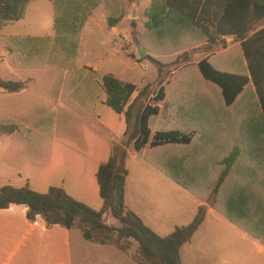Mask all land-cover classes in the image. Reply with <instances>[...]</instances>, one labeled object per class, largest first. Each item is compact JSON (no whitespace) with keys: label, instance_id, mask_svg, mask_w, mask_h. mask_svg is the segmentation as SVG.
Masks as SVG:
<instances>
[{"label":"rangeland","instance_id":"rangeland-1","mask_svg":"<svg viewBox=\"0 0 264 264\" xmlns=\"http://www.w3.org/2000/svg\"><path fill=\"white\" fill-rule=\"evenodd\" d=\"M149 8L150 6L146 8L144 14L138 13V19L118 27L121 38L114 36L105 24H102L101 28L90 21L87 22L83 30L85 41L80 49V55L83 54V57L79 60L75 57L73 66V68L83 66L86 69L73 73L70 80L81 88H88L91 92L90 97L93 94L99 95L98 84L102 76L108 74L123 82L136 85L139 91L147 86L151 94L156 93L160 85L158 82L161 81L169 97L165 103H162L159 121L155 119L152 129L180 128L194 135L189 147H164L159 150L148 147L146 151L149 161L155 158L162 160L165 171L178 180L177 184L180 188L172 183L175 182L174 180L170 178L172 180L170 181L168 176L146 162L143 155L139 154L141 158L137 160H127L126 167L131 173L130 185L138 194V198L134 201L136 208L150 214L152 221L161 229H156L158 235L165 237L173 227L186 226L193 220L195 216V213L191 212L193 205L186 199L188 195L186 192H191L186 188L196 187L195 199L203 200L207 188L218 173L219 161L233 146L241 149L242 156L222 192L221 207L254 221L260 214H264V124L256 117L254 110L245 111L241 105L227 109L216 102L206 103L204 96L208 83L203 80L195 65L203 54L201 47L194 45L183 48L177 53L166 50H158L155 53L148 42L143 45L139 42V35L146 32L145 24L149 21ZM52 10L53 6L49 1L34 0L28 7L27 20L31 22L47 20ZM18 27L20 28V25ZM137 46L145 49L147 54L156 56L164 64L173 62L182 54H187V60L181 59L179 65L165 68L163 76L159 79L156 67L147 59H139ZM75 48L77 49V45ZM227 57L241 66L235 54H227ZM221 58L216 57L211 60L213 66H215L214 62ZM0 69L3 72L0 79L4 80L11 79L13 72L18 73L29 68L25 67L20 59H8L4 55L0 60ZM39 73L36 71L34 76L37 86L43 90V93L29 89L20 100H8L3 103L5 113L15 110L20 114L18 116L20 126L16 137L9 143L11 149L23 152L31 149L41 151L44 147L49 149L63 145L75 152H87V147L83 143L89 134L84 119L78 120L69 115L66 117V114L61 112L55 116V121H44L43 116L39 115L38 109L48 107L42 98L44 93L58 92L57 88L51 86L60 85L62 82V77L52 78L45 72L41 73L43 76ZM251 89V86L245 89L243 98L247 99ZM69 96L76 103L85 105L82 109L87 111L90 109L91 113H94L93 106L86 107V103L91 100L88 94H85L86 98H82L81 89L69 93ZM146 99L143 97L138 99L125 138L116 145L123 147L125 151L131 146L130 135L134 130L137 109ZM85 100L88 101L85 103ZM79 104L75 105L76 108H79ZM92 123L97 125L95 121ZM8 127L5 125L6 129ZM1 129L0 126V132ZM75 200L83 201L80 198ZM88 203L89 207L98 210L102 200L99 195H95ZM109 212L107 210L103 216V222L119 228L121 224ZM71 229L77 235L82 232L79 222H76ZM244 231V228L230 224L224 215H207L189 243L182 247V263L264 264V245L260 240L246 236ZM113 238L119 239L120 243L127 247V253L123 255L121 252L107 248L105 251L108 254L100 258V264H138L139 262L151 264L140 256L138 245L134 240L120 239L117 234H114Z\"/></svg>","mask_w":264,"mask_h":264},{"label":"crops","instance_id":"crops-1","mask_svg":"<svg viewBox=\"0 0 264 264\" xmlns=\"http://www.w3.org/2000/svg\"><path fill=\"white\" fill-rule=\"evenodd\" d=\"M49 2L52 4L53 10L47 20L34 22L27 20L29 3L26 6L24 17L21 20L7 23L0 28V60L4 55L8 59L17 58L15 53L6 47V42L9 39L42 38L46 36H62L67 38L69 43L75 46L77 45L75 57L79 60L83 57V54L80 55V49L85 41L83 30L87 22L90 21L101 28L102 24H105L106 28L114 36L121 38V32L118 27L131 23L133 19H138V13L144 14L146 8L150 6L151 0H90V2L89 0H53ZM228 10L230 13L235 14V16L246 12L247 14H258L259 17H254L255 19L249 25H246L248 31L242 40H238L235 37H223L215 43L209 42L206 39L197 42L196 46L201 47L203 54L195 65L198 69V63L206 59L213 66L211 60L216 57H222L221 60L214 62L216 67H213L221 72L244 75L248 79V84L235 102L228 107L225 104L221 89L203 79L208 83L204 98L206 103L212 104L216 102L227 109H234L241 105L245 111L254 110L256 117L264 124V0H230ZM109 20L115 22L112 27L108 26ZM234 23H236L234 24L236 27L244 26L241 18L237 19L236 17ZM19 25L20 28L18 27ZM227 54H235L236 58L241 62V66L236 65L233 59L231 60V58L227 57ZM245 54H248V58L254 63V66L258 65L254 70L256 84L250 76ZM84 69L86 67L84 68L82 66L64 71L61 84L51 86L57 88L58 92H52L51 94L44 93L42 98L46 101L48 107L38 109V112L40 116H43L44 121H55V116L61 112L66 114V117L69 115L78 120L84 119L87 123L85 128L89 134V137L85 138L83 143L88 150L85 153L72 151L63 145L54 146L49 149L44 147L41 151L31 149L23 152L21 150L11 149L12 146L9 143L16 137L20 126L18 120L20 114L15 110H12L10 113H5L3 103L8 100H20L22 96L26 95L29 89L39 91V93H43V90L37 86L38 83L34 76V73L38 70L27 69L22 72L18 71V73L13 72L11 79L3 80L19 82L22 86L16 92H7L0 88V126L2 128L0 132V188L4 186H11L13 188L27 186L32 191L44 194L50 187H62L71 198H80L83 200L81 203L86 205L89 204L88 202L95 195H99L96 181L97 170L100 165L108 160L112 148L119 145L121 140L125 138L128 124L125 116L123 118L124 114H115L105 105V97L100 84H98L100 88L99 95L93 94L90 97L91 95L89 93L91 92L88 91V88H81L74 84V82H71L70 76ZM39 72V75H42L41 73L44 71ZM2 74L3 72L0 69V75L2 76ZM248 86H251L252 89L251 94L246 99L243 98V94ZM77 89H81L83 94L82 98H86L85 94H88L91 101L86 103L88 100H85L86 107L93 106L94 113H91L92 110L90 111V109L88 111L82 109L85 105L82 106L70 99L69 93L75 92ZM163 89V100L154 103L150 99H154L156 93H150L148 96H139L141 90L139 91L137 88L128 106L133 105L134 109L140 97L147 99L146 101L144 100L145 102H143L142 106L138 107L135 122L136 117L143 108L149 105H156L159 108V112L155 117L159 121L162 103H165L169 97L166 89L164 87ZM76 104L80 105H78L79 108H76ZM93 121L96 122V126L92 123ZM5 125L13 126V129H6ZM172 129L176 128H154L152 129V133ZM193 139L194 135L192 142ZM192 142L189 145H165L156 149L159 150L164 147L184 148L189 147ZM130 145L126 150L125 167L128 159L137 160L141 158L139 157V153L133 148V141H131ZM148 147L149 145L145 146L143 149L144 152L148 150ZM241 156L240 149V157L233 166L227 184L233 172L238 167ZM130 176L131 173L128 170L124 187L125 206L134 214L138 212L136 215L156 233L158 225L152 221L150 214L147 211L144 212L136 208L134 201L138 198V194L130 185ZM167 178L172 181L169 177ZM172 183L178 185L173 181ZM186 193L188 194L186 195V199L193 205L191 212L196 215L197 209L200 206L206 205V203L201 199L197 201L194 197L196 194ZM95 203L97 204L96 201ZM102 206L103 201L99 209ZM26 213L27 208L23 205H12L7 209L0 210V264H100V258L108 254L105 251L107 248L121 252L123 255L127 253V251L120 250L113 244H99L86 240L82 232L80 235H77L72 232V229H67L62 226L54 225L47 227L45 221L39 216L35 220L29 221ZM207 215H220V213L207 206L206 217ZM247 220L244 216L239 215L238 221H242L241 223H243L244 227L249 229ZM229 223L237 228L239 227L230 221ZM176 227H173L172 231ZM158 230H161L160 227ZM244 233L246 236H251L247 231H244Z\"/></svg>","mask_w":264,"mask_h":264},{"label":"trees","instance_id":"trees-1","mask_svg":"<svg viewBox=\"0 0 264 264\" xmlns=\"http://www.w3.org/2000/svg\"><path fill=\"white\" fill-rule=\"evenodd\" d=\"M31 1L0 0V28L7 23L21 20L24 17L26 6ZM229 3L230 0H151L149 21L145 24L146 32L139 35V42L142 45L148 42L155 53L158 50L177 53L183 48L196 45L203 39L212 43L223 37H235L242 40L248 31L246 25H249L255 19L254 17L259 16L246 12L235 16L228 10ZM236 17L242 19L244 26H234ZM114 23L109 20L108 26L112 27ZM6 47L24 62L25 67L44 71L52 78L53 76L61 78L62 72L74 66L75 45L62 36L13 38L6 42ZM245 57L250 76L256 84L254 70L258 65L254 66L248 54H245ZM145 59L156 67L160 79L165 68L179 65L181 59L186 61L187 54L178 56L169 64H164L162 60L149 54H146L143 60ZM198 70L205 81L221 89L228 107L235 102L248 84L246 76L221 72L206 59L198 63ZM158 83L160 85L154 97V103L162 101L164 97L162 82ZM21 86L19 82L0 79V88L7 92H16ZM100 87L104 93L105 105L115 114H124L128 124L133 109V105L128 106V103L137 91V86L108 74L102 76ZM148 95L150 93L147 86L139 92V96ZM158 112L159 108L156 105L145 106L136 117L130 140L133 141L135 151L143 155L146 162L177 183L178 180L165 171L162 160L155 158L149 161L143 149L146 145H149L151 149L165 145H189L193 134L180 128L152 133V125ZM12 127L8 128L13 129ZM126 157L123 147L114 146L108 160L99 166L96 181L99 197L103 201V206L99 210H94L71 198L62 187H50L46 193L41 194L32 191L27 186L22 188L1 187L0 210L12 205H23L27 208L26 217L29 221L39 216L45 221L47 227L58 225L71 229L76 222H79L84 239L99 244H113L123 251H126L127 247L122 245L119 239H114V234H117L120 239H132L138 245L140 256L151 264H182L180 249L191 240L205 220L207 206L224 215L231 223L243 227L264 245V214H260L254 221L247 220L249 230L244 227L242 221H238L239 215L221 207L222 192L232 173L233 166L240 157L238 147H233L231 152L219 162L218 173L202 198L206 205L197 209L195 217L188 225L176 227L165 237L157 235L145 225L140 217L125 206L124 187L128 176V170L125 167ZM195 189L192 186L186 188L193 194H195ZM107 210L121 224L119 228L103 222V216Z\"/></svg>","mask_w":264,"mask_h":264},{"label":"water","instance_id":"water-1","mask_svg":"<svg viewBox=\"0 0 264 264\" xmlns=\"http://www.w3.org/2000/svg\"><path fill=\"white\" fill-rule=\"evenodd\" d=\"M146 51L145 49L141 48L140 46H137V55L139 59H143L146 56Z\"/></svg>","mask_w":264,"mask_h":264}]
</instances>
